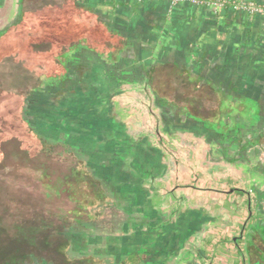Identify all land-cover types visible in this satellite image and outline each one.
<instances>
[{"label":"crops","instance_id":"0c3cea01","mask_svg":"<svg viewBox=\"0 0 264 264\" xmlns=\"http://www.w3.org/2000/svg\"><path fill=\"white\" fill-rule=\"evenodd\" d=\"M20 1L0 0V29ZM67 1L90 24L36 95L61 103L40 126L87 180L66 262L264 264V15Z\"/></svg>","mask_w":264,"mask_h":264},{"label":"trees","instance_id":"16d2710c","mask_svg":"<svg viewBox=\"0 0 264 264\" xmlns=\"http://www.w3.org/2000/svg\"><path fill=\"white\" fill-rule=\"evenodd\" d=\"M20 7V24L36 33L37 37L40 34L49 43L50 49H43L45 60L41 63L24 65L20 59L12 67L0 69V106L8 100L15 104L18 117L26 127L20 131L23 136L20 139L13 134L5 137L6 132L0 135V154L2 147H8L14 160L22 159L30 163L37 162L41 157L51 158L56 153L77 158L69 150L65 140H58L35 122L32 107L37 102L35 94L64 68V53H60V49L72 46L75 41H80L79 34H85V26L76 20V14H80V11L67 0L64 4L55 0H21ZM9 30L10 28L0 31V37ZM4 129L0 128V132ZM25 138L28 145L23 142ZM58 148V152H55ZM40 171L42 185L54 190L58 197L75 203L84 201V194L87 192L85 193L83 185L87 180L74 163L62 179L58 178L54 182L49 170ZM2 191L6 192L0 189ZM12 201L20 204L18 200ZM33 202L35 200L28 198L27 203H21L28 208L34 204L36 207L30 214L22 215L14 229L0 225V264H24L28 257L45 259L54 264H68L64 254L67 229L71 223L68 208L50 209L44 205L45 201L37 204Z\"/></svg>","mask_w":264,"mask_h":264},{"label":"rangeland","instance_id":"374dc122","mask_svg":"<svg viewBox=\"0 0 264 264\" xmlns=\"http://www.w3.org/2000/svg\"><path fill=\"white\" fill-rule=\"evenodd\" d=\"M20 13L21 7H18L16 16L4 23L0 29V31H3L10 28L6 35L0 37V69L10 68L14 65V62H18L20 59H22L24 65L41 63L42 60H45L43 49H50L49 43L40 34L37 37L36 33H32L26 26L20 24ZM81 22L83 24L86 23V25L90 24V22L85 21L83 18ZM69 54H72V52ZM52 62L59 66L56 60ZM36 95L37 93L35 94V98ZM148 103L149 107L159 115V111L154 106L152 99H149ZM56 104L60 105L61 103L59 100H41V102H36L32 107V114H34L32 117L35 119V122L43 125L42 123L45 121L52 122L54 118L57 119L54 113L57 112L58 114L59 106L55 108ZM16 107L10 100L0 106V128H5L4 130H6H1L0 135L6 132L5 137L12 134L17 136L18 139L23 137L20 131L26 129V127L19 119ZM154 119L157 123L162 124L159 122L158 117L155 116ZM23 142L27 144L28 140L25 138ZM33 149L35 150V148ZM1 150L0 189L6 190V192H0L1 226L12 230L16 227L22 215L30 214L34 210L35 204L29 205L30 208L23 205L27 203L28 198L35 200L33 203L36 204L39 201L40 203L45 201L44 205L50 209L71 207L66 198L58 197L54 193V190L45 188L39 178L40 170L47 169L52 175L53 182L58 180V178L62 179L64 174L69 172L73 164V161L68 156L56 153L51 158L46 159L41 157L37 162L30 163L22 159L14 160L9 153L8 147H2ZM58 150L59 148L55 149V152H58ZM12 200H18L20 204H23H17ZM36 260V258L28 257L24 264H35Z\"/></svg>","mask_w":264,"mask_h":264},{"label":"built area","instance_id":"2783aa9c","mask_svg":"<svg viewBox=\"0 0 264 264\" xmlns=\"http://www.w3.org/2000/svg\"><path fill=\"white\" fill-rule=\"evenodd\" d=\"M171 4L181 1H187L197 6H203L217 12L220 9H232L234 11H242L248 14H263L264 2L254 0H169Z\"/></svg>","mask_w":264,"mask_h":264},{"label":"flooded vegetation","instance_id":"af4514ba","mask_svg":"<svg viewBox=\"0 0 264 264\" xmlns=\"http://www.w3.org/2000/svg\"><path fill=\"white\" fill-rule=\"evenodd\" d=\"M164 103H165V102H163V101H159V102H158V104L161 105L162 107H164V105H165Z\"/></svg>","mask_w":264,"mask_h":264},{"label":"water","instance_id":"95a60500","mask_svg":"<svg viewBox=\"0 0 264 264\" xmlns=\"http://www.w3.org/2000/svg\"><path fill=\"white\" fill-rule=\"evenodd\" d=\"M235 240V239H234Z\"/></svg>","mask_w":264,"mask_h":264}]
</instances>
